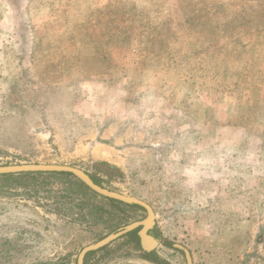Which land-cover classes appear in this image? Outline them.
Wrapping results in <instances>:
<instances>
[{
  "label": "rangeland",
  "instance_id": "374dc122",
  "mask_svg": "<svg viewBox=\"0 0 264 264\" xmlns=\"http://www.w3.org/2000/svg\"><path fill=\"white\" fill-rule=\"evenodd\" d=\"M20 163L148 202L161 264H264V0H0V165ZM32 173L0 174V264H77L147 215ZM84 264L155 263L124 234Z\"/></svg>",
  "mask_w": 264,
  "mask_h": 264
},
{
  "label": "water",
  "instance_id": "95a60500",
  "mask_svg": "<svg viewBox=\"0 0 264 264\" xmlns=\"http://www.w3.org/2000/svg\"><path fill=\"white\" fill-rule=\"evenodd\" d=\"M22 172H70L84 182L89 188L96 193L105 196L107 198L116 199L127 204H136L142 206L147 215L141 220L133 221L120 227L118 230L111 232L102 239L84 246L78 254L77 264H84L86 255L94 250H98L113 240L127 234L128 232L139 228L138 235L140 238V244L144 251L154 250L160 243L151 229L156 223V213L154 208L145 200H142L136 196L121 193L119 191L109 189L101 184L96 183L91 175L85 170L68 164H55V163H20V164H8L0 165V174L8 173H22ZM189 264L191 263L190 256L188 255Z\"/></svg>",
  "mask_w": 264,
  "mask_h": 264
},
{
  "label": "trees",
  "instance_id": "16d2710c",
  "mask_svg": "<svg viewBox=\"0 0 264 264\" xmlns=\"http://www.w3.org/2000/svg\"><path fill=\"white\" fill-rule=\"evenodd\" d=\"M38 174H42L43 172H37ZM49 173H53V174H56V173H60V174H69V175H73L72 173L70 172H49ZM20 174H24V175H29V174H33L32 172H24V173H20ZM17 174H12V173H8V174H1L2 177L4 178H12V177H15ZM91 177L93 178V180L98 183V184H101L100 181L95 178L94 176L91 175ZM83 183V182H82ZM84 184V183H83ZM86 185V184H84ZM87 188H89L87 185H86ZM90 189V188H89ZM92 190V189H91ZM107 198V197H105ZM107 199H110L112 202H117V203H121V204H125L127 206H138L140 207V205H136V204H127V203H124L122 201H119V200H116V199H111V198H107ZM126 235H128L130 238L134 239L135 241H137L139 244H140V238H139V235H138V228L137 229H134L130 232H128ZM92 253V252H90ZM88 253V254H90ZM87 254V255H88ZM153 256H156L155 254V251H152V252H145V257L147 258H152ZM160 261V264H161V260Z\"/></svg>",
  "mask_w": 264,
  "mask_h": 264
},
{
  "label": "flooded vegetation",
  "instance_id": "af4514ba",
  "mask_svg": "<svg viewBox=\"0 0 264 264\" xmlns=\"http://www.w3.org/2000/svg\"><path fill=\"white\" fill-rule=\"evenodd\" d=\"M138 230H139V228H138ZM139 241H140V240H139ZM140 246H141V244H140ZM141 250H142L143 252H147V251H144L142 247H141ZM152 251H154V250H152ZM152 251H149V252H152ZM145 258H146V260H148L149 262H152V263H155V264H160V261H159V259L157 258V256H153L152 258H147V257H145Z\"/></svg>",
  "mask_w": 264,
  "mask_h": 264
},
{
  "label": "crops",
  "instance_id": "0c3cea01",
  "mask_svg": "<svg viewBox=\"0 0 264 264\" xmlns=\"http://www.w3.org/2000/svg\"><path fill=\"white\" fill-rule=\"evenodd\" d=\"M126 235V234H125ZM114 241V240H113ZM111 243V242H110ZM108 245V244H107ZM104 247H106V246H104ZM104 247H102V248H100V249H98V250H94V251H91L92 253H96L97 251H99V250H102V249H104ZM90 253V252H89ZM145 253V252H144ZM91 254V253H90ZM90 254H88V255H90ZM88 255H86V257H85V261H86V258H87V256ZM159 259V258H158ZM160 260V259H159ZM146 262L147 263H151V262H149L148 260H146Z\"/></svg>",
  "mask_w": 264,
  "mask_h": 264
}]
</instances>
